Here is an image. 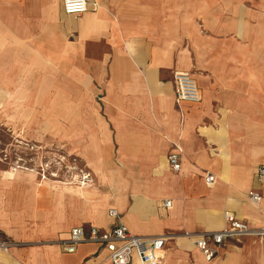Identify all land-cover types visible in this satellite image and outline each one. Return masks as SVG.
<instances>
[{"label": "crops", "instance_id": "obj_1", "mask_svg": "<svg viewBox=\"0 0 264 264\" xmlns=\"http://www.w3.org/2000/svg\"><path fill=\"white\" fill-rule=\"evenodd\" d=\"M88 3L76 18L61 0H0L14 141L63 172L0 175V264H109L98 244L62 243L74 228L112 230L111 209L134 235L174 236L161 264H264V237L228 239L209 262L185 235L223 230L226 212L264 229V0ZM175 72L201 102H177Z\"/></svg>", "mask_w": 264, "mask_h": 264}, {"label": "built area", "instance_id": "obj_2", "mask_svg": "<svg viewBox=\"0 0 264 264\" xmlns=\"http://www.w3.org/2000/svg\"><path fill=\"white\" fill-rule=\"evenodd\" d=\"M64 12L67 15L80 17L89 10L88 0H61ZM92 10L97 11L95 4ZM174 95L178 103L201 102L200 90L194 78L187 72H175L173 75ZM170 169L179 172L182 169L181 150H177L168 156ZM86 184L92 182L90 174H83ZM258 181L264 180V165L257 174ZM215 182V176L209 174L206 183L211 185ZM250 199L253 202H261L262 196L257 192H250ZM165 207H170L171 202L165 201ZM111 218L118 221V224L110 231L98 228L84 227L74 228L68 240L62 243L66 253H75L78 246L84 243L98 244L108 252L107 261L109 264H161L163 253L167 243L174 237L163 234L159 236H137L120 222V214L117 210L111 209L108 212ZM226 226L218 232H205L200 234H185L194 237L195 246L204 255L207 261L214 260L220 247L228 239H238L245 236L264 237V229H254L247 223L238 221L231 212L225 213ZM0 250L8 251L5 242L0 241Z\"/></svg>", "mask_w": 264, "mask_h": 264}, {"label": "rangeland", "instance_id": "obj_3", "mask_svg": "<svg viewBox=\"0 0 264 264\" xmlns=\"http://www.w3.org/2000/svg\"><path fill=\"white\" fill-rule=\"evenodd\" d=\"M14 77L0 76V175L11 176L17 165L39 169L51 179H59L63 172L55 159L43 162V157L33 156L24 146H16L14 141ZM34 148V147H32ZM58 160V159H56ZM42 171V172H41ZM83 177V176H82ZM81 177V179H82Z\"/></svg>", "mask_w": 264, "mask_h": 264}, {"label": "bare ground", "instance_id": "obj_4", "mask_svg": "<svg viewBox=\"0 0 264 264\" xmlns=\"http://www.w3.org/2000/svg\"><path fill=\"white\" fill-rule=\"evenodd\" d=\"M80 184L82 185V186H85L86 185V182L84 181V178L82 177V179L80 180Z\"/></svg>", "mask_w": 264, "mask_h": 264}]
</instances>
